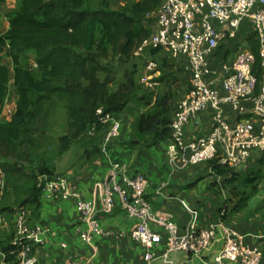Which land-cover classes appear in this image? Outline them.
Here are the masks:
<instances>
[{
    "label": "built area",
    "instance_id": "1",
    "mask_svg": "<svg viewBox=\"0 0 264 264\" xmlns=\"http://www.w3.org/2000/svg\"><path fill=\"white\" fill-rule=\"evenodd\" d=\"M155 15V27L139 42L138 52L149 45L170 51L181 60L187 78L170 122V142L164 151L170 173L213 158L227 167H245L256 153L264 155V0H163ZM242 26H247L259 43L261 75L257 93L253 52L238 48L232 56L226 57L217 52L221 44L231 43L236 38ZM156 69L157 63L149 60L146 65L149 74L141 79L148 88L159 84L152 74ZM225 107L243 117L229 120L224 113ZM200 112L209 114L212 127L208 133L190 139L185 127L194 114ZM97 129L101 133L99 152L111 168L101 203L107 209L112 204L113 193L119 194L126 216L133 221L132 240L147 248L163 243L165 253H189L209 247L215 239L212 225L200 229L188 226L180 231L174 221L159 222L153 204L145 195L146 177L120 172L121 163L109 152L121 133L120 122L117 115L105 112L103 105L95 109L89 132ZM158 194H161L160 188ZM69 197L74 199L82 218L83 226L79 229L82 241L119 236L98 221L92 204L81 197L65 176L49 179L42 188V198L47 201ZM221 226L223 245L214 256L215 264L236 259L240 264H263V252L259 247L245 244L235 228ZM93 250L96 251L95 246ZM21 255L19 264H34L31 245L26 244ZM72 264L91 263L77 257Z\"/></svg>",
    "mask_w": 264,
    "mask_h": 264
},
{
    "label": "crops",
    "instance_id": "2",
    "mask_svg": "<svg viewBox=\"0 0 264 264\" xmlns=\"http://www.w3.org/2000/svg\"><path fill=\"white\" fill-rule=\"evenodd\" d=\"M136 1L139 0H108V5L117 10ZM233 49L234 43L225 42L218 54L221 57L229 55ZM170 56L177 59L172 54ZM184 88L180 87L177 98L173 96L168 101L167 116L170 120ZM124 109L117 115L121 133L109 148L111 156L121 163L120 172L127 176L143 174L146 177L145 195L153 204L159 222L174 221L180 231L188 226L200 229L212 225L215 239L211 245L196 252L165 253L163 243L147 248L132 240L130 229L133 221L126 216L119 194L113 193L109 208L104 209L101 203L111 168L99 152L101 133L98 130L100 138L92 142L97 147L86 143L88 137L81 133L59 154L51 151L44 140L32 138L31 161L25 164L28 168H24L27 177L16 189L12 188L11 176L7 177L0 168V234L1 237L10 235L4 239L5 247L10 246L9 251H2L7 264H19L25 244L32 247L34 264H72L77 257L87 259L91 264H215L214 256L223 245L222 224L235 228L243 236L245 244L259 247L264 264V195L250 198L238 211L229 212L230 207L226 211L221 210L222 199L229 196L222 184L226 174H215L209 161L170 173L164 158L169 135L153 139L152 134L138 133L135 118H127ZM224 113L231 121L243 117L230 107H225ZM211 127L209 114L200 112L194 114L185 130L188 138L192 139L208 133ZM232 169L241 173L246 167ZM59 175L65 176L81 197L92 204L98 221L119 234L118 237H94L82 241L79 233L83 226L82 218L74 199L69 197L50 202L42 198L46 181ZM119 181L120 176L117 177ZM36 188L39 189L37 194ZM159 188L161 194H158ZM225 264L240 262L236 259Z\"/></svg>",
    "mask_w": 264,
    "mask_h": 264
},
{
    "label": "trees",
    "instance_id": "3",
    "mask_svg": "<svg viewBox=\"0 0 264 264\" xmlns=\"http://www.w3.org/2000/svg\"><path fill=\"white\" fill-rule=\"evenodd\" d=\"M162 1L139 0L115 10L109 7L108 0H102L97 7L88 0H19V9L10 17L8 29L0 32V104L7 95L10 81L9 69L2 63L4 49L13 63L12 80L18 92L14 112L0 121V146L20 149L14 154L15 161L0 163L4 174L11 176L13 189L27 177L24 166L18 161H31L32 138L41 133L47 113L58 97L64 98L66 116V132L59 138L62 143L77 138L84 126L93 122L98 106L103 105L105 112L114 115L123 111L128 103V92L124 84L109 91L107 81L97 75L102 69L97 57L109 53L128 54L147 33L143 16L157 11ZM234 40L231 43H235ZM246 41L250 46L246 48L255 56L257 93L261 75L259 43L251 32ZM221 49L222 44L217 52ZM28 50L33 51L39 77L21 65L20 56ZM154 98L159 109L141 112L135 119L137 132L152 134L153 139L168 135L171 122L167 116L168 95ZM208 161L215 174H226L222 184L229 196L222 199L220 209L226 211L230 207L229 212L242 209L257 192L256 185L247 192L239 190L241 174L249 169L246 167L240 173L218 164L217 158ZM257 162L264 163V155ZM38 190L36 188V194ZM9 248L2 247L7 253Z\"/></svg>",
    "mask_w": 264,
    "mask_h": 264
},
{
    "label": "rangeland",
    "instance_id": "4",
    "mask_svg": "<svg viewBox=\"0 0 264 264\" xmlns=\"http://www.w3.org/2000/svg\"><path fill=\"white\" fill-rule=\"evenodd\" d=\"M92 6L101 4L102 0H88ZM19 9V0H0V32H4L7 29L8 20L13 16ZM156 21L155 12L146 14L143 16V24L147 29V33L142 38L145 39L151 33ZM250 32L248 27L245 26L238 31L236 39L234 40L235 49L229 51L232 56L238 48L250 47L246 41L247 36ZM137 43L128 54H117L113 55L109 53L107 56H98L97 60L102 66L97 72L100 80L107 81V86L109 91H114L120 84H124L128 96V103L125 106L124 114L126 117L131 119H136L141 112H152L158 110L155 100V96H161L163 94L168 95V101L174 96L177 98L180 87L186 85L187 78L182 71V63L179 58L173 59L170 55V51L166 49H161L159 46L149 45L142 51L138 52ZM2 63L9 69V83L7 88V95L0 105V121H5V118H9L14 112V105L17 100L18 92L13 85V63L11 59L6 54L4 49L2 54ZM34 54L32 50L26 51L20 56L21 65L31 71L35 77H39L40 72L36 69L35 63L33 62ZM149 60H154L157 63V69L152 72L154 76L159 80V84L155 87L148 88L145 86L141 79L145 74H149L146 70V65ZM176 66V68H174ZM181 73V77L178 73ZM181 95V94H180ZM139 97V98H138ZM180 97V96H179ZM3 104L5 106H3ZM118 115V114H117ZM119 117V116H118ZM91 124H86L83 128L82 133L88 137L86 143H90L92 147L96 144L92 143L100 138L97 134L98 129L94 132H89ZM66 116L64 109V98L58 97L55 104L50 108L47 113L45 124L42 128L41 133L37 136V141L44 140L50 150L53 152H62V150L68 146V143H62L59 140L61 136L65 135L66 132ZM36 140V138H34ZM101 140V139H100ZM70 143V142H69ZM68 143V144H69ZM65 144V147H64ZM97 147V146H96ZM32 150V147L29 148ZM16 151H20L19 147H6L0 146V162L4 161H15L14 154ZM261 154L256 153L247 162L246 166L249 170L248 172H243L241 174V180L238 184L240 191H249L252 185H256L257 192L253 194L250 198L259 197L264 195V163H258L257 159ZM21 165L28 163H23L18 161ZM25 169L28 168L27 165L24 166ZM30 168V166H29ZM36 177V176H34ZM245 177L248 178L245 181ZM48 179L51 176L47 177ZM240 179V178H239ZM11 233V232H10ZM2 234V233H1ZM0 234V264H7V257H4L2 247H5L4 243L10 235L9 233L4 237ZM12 234V233H11ZM9 235V236H8ZM12 236V235H11ZM16 263V262H15Z\"/></svg>",
    "mask_w": 264,
    "mask_h": 264
}]
</instances>
